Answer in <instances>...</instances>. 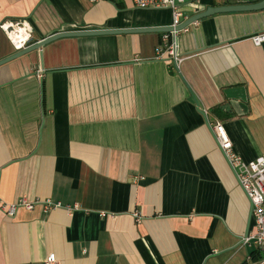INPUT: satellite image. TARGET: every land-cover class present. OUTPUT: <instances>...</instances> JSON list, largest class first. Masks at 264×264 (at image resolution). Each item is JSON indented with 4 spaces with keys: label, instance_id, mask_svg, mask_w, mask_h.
Masks as SVG:
<instances>
[{
    "label": "crops",
    "instance_id": "0c3cea01",
    "mask_svg": "<svg viewBox=\"0 0 264 264\" xmlns=\"http://www.w3.org/2000/svg\"><path fill=\"white\" fill-rule=\"evenodd\" d=\"M258 1L183 0L181 21ZM131 2L0 0V21L26 19L33 43L169 26L168 9ZM258 33L264 7L195 20L177 33V71L154 57L158 31L60 37L0 65V205L35 203L0 207V264H256L240 242L249 202L210 126L242 161L264 153ZM13 53L0 30V60Z\"/></svg>",
    "mask_w": 264,
    "mask_h": 264
},
{
    "label": "built area",
    "instance_id": "2783aa9c",
    "mask_svg": "<svg viewBox=\"0 0 264 264\" xmlns=\"http://www.w3.org/2000/svg\"><path fill=\"white\" fill-rule=\"evenodd\" d=\"M132 5L138 9H168L171 15L169 26L171 31L162 32L160 40L155 47V58L165 59L169 62L171 68L177 71L180 62L184 56L178 52L177 33L173 28L181 22L182 11L181 1L183 0H131ZM169 15V16H170ZM0 30L10 41L14 52L33 44V27L26 19H4L0 21ZM254 45H259L264 41V33H258L250 37ZM211 132L215 138L218 149L221 151L225 162L232 171L236 182L243 191L244 196L250 204V227L246 236L241 237L240 242L243 245H249L256 249L260 255L256 264L264 263V153L260 154L247 162L242 161L240 156L233 150L231 141L225 135L220 123L215 122L210 126ZM34 202L20 198L14 203L1 204V211L8 216H13L16 209L23 207L30 210L34 207ZM47 201L45 207L51 206ZM55 207L57 206L54 205ZM247 260H250L247 256ZM43 264H59L54 253H48ZM242 264V263H241Z\"/></svg>",
    "mask_w": 264,
    "mask_h": 264
},
{
    "label": "water",
    "instance_id": "95a60500",
    "mask_svg": "<svg viewBox=\"0 0 264 264\" xmlns=\"http://www.w3.org/2000/svg\"><path fill=\"white\" fill-rule=\"evenodd\" d=\"M264 7V0L258 1L253 4H237V5H226V6H218V7H206L203 11L198 13L192 14L191 16L187 17L185 20L181 21L178 25H176L173 29L178 31L182 28L186 27L190 23L195 20H198L202 17L211 15L212 13L217 12H231V11H243V10H256ZM170 26L166 27H146V28H131V29H118V30H108V29H98V30H78V31H60L50 34L36 43H33L30 46L23 48L20 51H17L9 56L5 57L4 59L0 60V65L14 60L23 56V54H27L37 48H41V46L45 45L52 40H55L60 37H67V36H85V35H98V34H109V33H133V32H168L171 31ZM249 214H250V204H249ZM248 214V215H249ZM250 216V215H249Z\"/></svg>",
    "mask_w": 264,
    "mask_h": 264
},
{
    "label": "trees",
    "instance_id": "16d2710c",
    "mask_svg": "<svg viewBox=\"0 0 264 264\" xmlns=\"http://www.w3.org/2000/svg\"><path fill=\"white\" fill-rule=\"evenodd\" d=\"M247 256L250 259V262H256L260 258V255L256 249L251 248L247 254ZM242 264H246V262H242ZM264 264V263H263Z\"/></svg>",
    "mask_w": 264,
    "mask_h": 264
}]
</instances>
